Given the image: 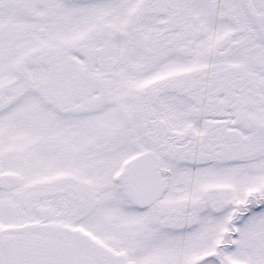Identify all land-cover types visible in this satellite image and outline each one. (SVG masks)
Segmentation results:
<instances>
[{
  "label": "snow or ice",
  "instance_id": "1",
  "mask_svg": "<svg viewBox=\"0 0 264 264\" xmlns=\"http://www.w3.org/2000/svg\"><path fill=\"white\" fill-rule=\"evenodd\" d=\"M0 264H264V0H0Z\"/></svg>",
  "mask_w": 264,
  "mask_h": 264
}]
</instances>
